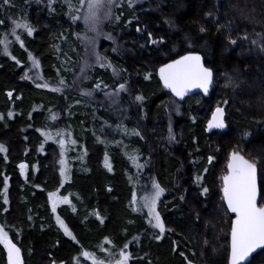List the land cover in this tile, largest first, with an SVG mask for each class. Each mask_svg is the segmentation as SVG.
I'll list each match as a JSON object with an SVG mask.
<instances>
[{
  "label": "trees",
  "instance_id": "16d2710c",
  "mask_svg": "<svg viewBox=\"0 0 264 264\" xmlns=\"http://www.w3.org/2000/svg\"><path fill=\"white\" fill-rule=\"evenodd\" d=\"M221 3L228 20L219 24ZM79 7V0H0V34L2 28L11 32L14 20L34 29L31 36L16 30L24 33L17 56L23 67L0 54V145L7 149L0 152L1 224L11 231L25 264H72L75 254L93 243L87 231L95 241L109 236L120 246L129 242L130 264H230L233 217L224 206L222 177L232 152L255 163L264 192V0H115L99 35L72 18L81 15L75 12ZM29 52L42 75L25 65L34 64ZM188 52L203 56L215 85L209 99L195 96L181 104L164 90L158 72ZM44 84L48 87L37 86ZM88 91L92 95H85ZM217 107L227 112V130L207 134ZM54 120L87 153L84 160L73 154L71 161L79 212L76 218L66 212L65 219L76 239L64 236L51 219L48 196L61 179L56 137L48 141ZM107 149L111 170L103 164ZM209 157L212 165L201 186L197 170ZM25 162L30 181L19 167ZM134 182L139 190L154 182L164 189L158 209L166 234L160 242L151 229L138 236L139 228L131 225ZM90 208L102 213L103 225L80 224L81 213ZM5 261L0 244V264ZM251 264H264V250Z\"/></svg>",
  "mask_w": 264,
  "mask_h": 264
},
{
  "label": "snow or ice",
  "instance_id": "6c2138e0",
  "mask_svg": "<svg viewBox=\"0 0 264 264\" xmlns=\"http://www.w3.org/2000/svg\"><path fill=\"white\" fill-rule=\"evenodd\" d=\"M131 3V0H129ZM4 3H9V0H4ZM115 0H79L80 7L75 9V12H82L83 15H72L74 20H82L84 25L97 35L100 34V25L104 20L112 17V6ZM3 21L0 20V24ZM13 29L10 33L5 34L3 39H0V45H3L4 54L10 55L8 51V36H15L17 41H20V36L16 34L17 29H23L31 36L33 34V27L30 23L20 20L13 21ZM139 31V29H137ZM201 32L205 31L204 28L200 29ZM150 35V34H149ZM247 39V36L244 37ZM21 46H23L22 41ZM90 43L93 46V55H95L96 62L100 63V66H105L102 62L103 57L95 53V39L90 38ZM151 43H157L156 40H152ZM232 44L236 43V40H231ZM252 43H256L253 41ZM261 49L264 50V45H261ZM202 57L195 52H188L185 55H181L178 59L172 60L170 63L164 64L159 69L160 78L164 82V86L171 89L176 96L183 98L184 95L192 88L203 89L205 93L208 92L209 85L212 83L213 72L210 68L204 66ZM35 63V62H34ZM110 66V65H109ZM87 67V64H85ZM84 69H82L83 72ZM115 71V70H114ZM27 75V74H26ZM62 85L63 80L59 81ZM38 87H48L47 84L37 85ZM96 89L100 88V84L95 85ZM53 91H59V88H53ZM119 90H125V85L120 84ZM11 96V93L8 94ZM85 95H92L91 91L85 93ZM118 96V92L116 93ZM137 100H142V96H137ZM227 103V101H225ZM12 115L11 112L8 113ZM0 119H3V115H0ZM53 119L55 117L53 116ZM226 127L224 122V109L217 107L212 115V119L208 123V129L224 128ZM171 137V129H169ZM60 135V133H57ZM48 137L46 136V139ZM174 139V137H171ZM61 141V145H63ZM75 143V141H73ZM7 149L0 145V152H6ZM135 160V157H132ZM212 158L209 157V163ZM63 164L64 161L61 160ZM105 164L111 170V165L105 158ZM19 167L23 170L27 167L26 164L21 163ZM227 172L222 177L223 181V199L227 203V209L231 213L235 214V218L231 222L230 236H231V254L230 264H244L248 257L257 249H264V192L258 187L257 184V169L255 163L246 159L243 155L232 152L227 163ZM207 171V169H205ZM61 175H65V170H61ZM202 177H197V181ZM208 189L204 188V192ZM164 189L158 184L153 183L151 185V192L144 195L139 201L135 193L133 194V203H139L140 211L147 210V215L150 217L149 224L158 228L160 233L165 231V225L161 219L160 213L157 211V204ZM4 202L7 203V181H5L4 187ZM49 199L52 201V211H56L58 203L68 204L70 203L67 196L59 197L58 193H49ZM258 200L261 202L258 203ZM73 211L75 209L73 208ZM57 222L64 229L66 235L75 239L72 232L59 216L56 217ZM154 221V223H153ZM107 239V238H106ZM110 243V241H109ZM0 244L7 250L8 264H23L21 255V249L10 239L9 232L5 230L3 225H0ZM127 245H125V249ZM82 255L85 257L91 254L87 251H83ZM120 259L116 264H127L130 254L121 250L119 252ZM251 264V261L248 262Z\"/></svg>",
  "mask_w": 264,
  "mask_h": 264
},
{
  "label": "rangeland",
  "instance_id": "374dc122",
  "mask_svg": "<svg viewBox=\"0 0 264 264\" xmlns=\"http://www.w3.org/2000/svg\"><path fill=\"white\" fill-rule=\"evenodd\" d=\"M143 1H145V0H134V2L136 4L141 3ZM79 13H81V16L83 15L82 12H79ZM227 20H228V15H227L224 7H222V3H221L219 8H218L217 15L215 17V22L221 24V23L226 22ZM77 22H80L84 25L82 20H79ZM84 30L89 31V29L85 25H84ZM262 30H263L262 37L264 40V28H262ZM7 33H10L9 30L6 28H2L1 34H0V39H3L5 34H7ZM23 34L24 33L18 34L20 36V41H22L23 46H21L20 41L13 42V41H15L14 40L15 36H12V35L8 36V41H9L8 51H9L10 55H6V57L9 59L13 58L15 60V62H17L19 64L20 67L24 66V62H23V60L20 61L17 56L20 53V51L23 52L22 49L25 46L24 41H23V37H22ZM87 45L89 46V48L92 47L90 43H88ZM11 47L16 48V49L14 48V51H16L15 54L13 53V51L12 52L10 51ZM17 51H18V53H17ZM12 53L14 54L13 56H12ZM0 54H4L3 45H0ZM29 54L26 56H28L29 59H31V62H33V63L35 62V63L30 64L29 62H27L26 57H25V59H24V60H26L25 65H27V68H29L30 70L33 69V70L37 71V73H39V75H42L41 69L40 70L37 69L39 67V62L37 61V58L34 57L30 52H29ZM35 65H36V67H35ZM8 98H9V102H11L12 101V95L11 96L8 95ZM199 100H200V98L197 97L194 100V102L195 103L199 102ZM54 123H56V125ZM58 126H59L58 122L54 120L53 123L50 124L49 128L47 129L48 133H50V132L52 133V134L51 133L48 134V137L50 138V139H48V141L51 142L56 137V143L59 146V154H60L58 166H59V178H61V179H60V184L54 189L53 192L58 193L59 197L67 196L70 203H68V204L58 203L56 206V211L53 212L52 211V201L49 199V196H48V199H49L50 207H51V213H52L51 219H52L53 225H56L58 230L60 229V231L62 232V234L64 236H68L65 234L64 229L57 222L56 217L59 216L60 219L64 221V223L67 225V227L69 228V230L72 232V234L74 236L72 229L69 227V224L67 223V221L65 219L69 213L72 214L73 217L76 218V216L79 212V200H78V198H76V197H78L79 189H78L77 185L75 186V181L73 180V177H72L73 166L71 165V161H72V155L73 154H76L77 157L84 160V159H86L87 153H86L84 148H81L79 142H77L74 139V134L71 131L63 130V128L60 129ZM57 133H60V135H58ZM61 141L64 142L63 145H61ZM73 141H75V143H73ZM104 152L106 153L105 156L107 157V162H108V164H110L109 163L110 162V159H109L110 154L108 152V149ZM129 154H131V152H129ZM61 160L64 161L63 164L61 163ZM138 161H139V158L135 157L134 162L138 164ZM23 164H26L27 167L24 168L23 170L21 169L22 176L27 181H30V179H28V172H29V169L31 168L30 164L26 163V162ZM103 164H104L105 168H108L105 164V160L103 161ZM110 165H112V163ZM113 165L111 167H113ZM211 165H212V162L211 163H204V165L201 164L198 167L197 176L202 177V179L199 180V184L201 186H203L204 175L208 173V168ZM131 166H129L128 171L132 173V172H134V170H133V167H131ZM137 168H135V171L138 170ZM62 169L65 170V175H63V176L61 175ZM146 169H147V166L145 168H142L141 173L144 174ZM205 169H207V171H205ZM112 170H113V168H112ZM108 173H113V171H110ZM131 186H132V190H131V193L129 194V199H128V206H129V209H131L130 210L131 215L129 214L128 216L130 218V222L132 223L131 225H132L133 229L135 227H138L139 228L138 233L140 232V230L144 231L146 229H149V230L151 229L152 231L156 232V235H158L157 240H158V242H160L162 240V238L165 236L166 232L164 231V233L161 234L160 230L158 228H155V227H153L152 224H149L148 221H149L150 217L147 215V210L146 209L143 211L138 210L139 209V203L134 204L132 202L134 193L137 197V201H139L144 195L151 192V188H149L147 185L146 186L140 185L141 189L139 190V186L135 182ZM30 190H31V187H29V189L27 191L29 192ZM163 194H164V192L162 193L160 200L162 199ZM160 200H159V202H160ZM159 202L157 204V211L158 212H159V209H158ZM73 208L75 209V211H73ZM66 212H69V213H66ZM81 216L82 217H79L80 224H83L86 228H90L92 226L91 224H95L96 226H98V225L101 226V224L103 225L104 221L106 220L102 216V213L97 208H92V209L90 208L87 212L81 213ZM128 216L126 218H128ZM162 221L164 223V220H162ZM153 223H154V221H153ZM0 225H2L1 222H0ZM5 230L9 232L10 239L13 240L11 231L9 229L7 230L6 228H5ZM87 235H89V237H90L91 241H93V243H90L91 244L89 246L90 248H85L82 250L80 249L77 252V254H75V256L73 257L74 260H73L72 264H116L117 260L120 259L119 252L121 250L130 254L131 246L129 245V242L125 243V245H127V248L125 249V245H123V246L117 245L115 240L109 236H105L104 238H102V240L95 241L94 235L89 234L88 231H87ZM139 235H140V233L138 234V236ZM134 236H136V234ZM68 237H70V236H68ZM15 238L19 239V236L15 235ZM70 238H72V237H70ZM75 239H76V237H75ZM109 241H110V243H109ZM83 251H87L91 255L88 257H85L82 255ZM5 259H6V251H5ZM130 261H131V257H129L127 264H130Z\"/></svg>",
  "mask_w": 264,
  "mask_h": 264
},
{
  "label": "water",
  "instance_id": "95a60500",
  "mask_svg": "<svg viewBox=\"0 0 264 264\" xmlns=\"http://www.w3.org/2000/svg\"><path fill=\"white\" fill-rule=\"evenodd\" d=\"M199 55H200V54H199ZM200 56L203 58L202 55H200ZM177 59H178V58H177ZM202 62H203V64H204V66H205V60H204V58L202 59ZM205 67H207V66H205ZM207 68H208V67H207ZM211 70H212V69H211ZM212 72H213V70H212ZM158 77H159V80H161V83H162V86H163L164 90L168 91V92L172 95V97H173L177 102H180L181 104H185L187 99H189L190 97H195V96H202L204 99H209L210 96H211V94H212V91L214 90L213 88H214V85H215V78H214V72H213L212 83L209 85V89H208V92H207V93H205L203 89H200V88H192V89H190V90L184 95L183 98H181V97L176 96L175 93H173V92L171 91V89H168V88H166V87L164 86V82H163V80L160 78V74H159V72H158ZM215 110H216V109H214L213 113L215 112ZM212 115H213V114H212ZM226 116H227V112L224 110V122H225L226 127L222 128V129H220V128H213V129L209 130V129H208V123H209V121L212 119V116H211L210 120H209V121L207 122V124H206V132H207V134H212V133H214V132H226V130H227V124H226V121H225V120H226ZM257 184H258V187H259V173H258V169H257ZM223 202H224V206H226V210H227L228 214H230L231 217L235 218V214L231 213L230 210L227 209V203H226V201H225L224 199H223ZM258 203H259V200H258ZM12 241H13V240H12ZM229 241H230V245H231V236H230V240H229ZM13 242H14V241H13ZM14 243H15V242H14ZM17 247H18V246H17ZM3 248H4V246H3ZM4 250L6 251V262H7V264H8L7 250H6L5 248H4ZM263 250H264V249H257L255 252H253V253L248 257V260H246V261L244 262V264H248V262L252 260V258L254 257V255H256L257 253H259V252H261V251H263ZM230 254H231V247H230ZM21 255H22V259H23V264H25V261H24V258H23V252H22V250H21Z\"/></svg>",
  "mask_w": 264,
  "mask_h": 264
}]
</instances>
